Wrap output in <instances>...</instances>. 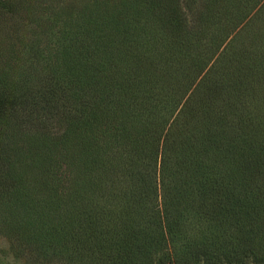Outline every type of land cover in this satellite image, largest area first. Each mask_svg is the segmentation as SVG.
<instances>
[{"label": "trees", "instance_id": "16d2710c", "mask_svg": "<svg viewBox=\"0 0 264 264\" xmlns=\"http://www.w3.org/2000/svg\"><path fill=\"white\" fill-rule=\"evenodd\" d=\"M227 1L122 0L98 18L1 8L57 28L34 61L13 50L0 68V131L47 82L63 130L0 139V230L56 264H264V48L220 32Z\"/></svg>", "mask_w": 264, "mask_h": 264}, {"label": "rangeland", "instance_id": "374dc122", "mask_svg": "<svg viewBox=\"0 0 264 264\" xmlns=\"http://www.w3.org/2000/svg\"><path fill=\"white\" fill-rule=\"evenodd\" d=\"M121 1L122 0H33L34 4L38 7L41 13V15H38L34 18H43L55 14V11L59 9L57 5L64 6L66 10L68 9V11H70V13H73V15L76 17H78L79 14V16H81L82 14H86L93 15L94 18H98L103 10H113L112 7H117V2ZM187 1L188 0H181L183 4L187 3ZM192 1L194 6H200V4L202 3V0ZM9 2H11V0H0V68L8 66L7 64L11 59V52L13 50H17L21 54V57L29 59V61H34V59L36 58L34 55V51H36V49L31 48V44L38 40L40 44L39 47L46 45L49 38L47 35H50L52 31L55 33L57 28V26L53 27L52 25L51 31H47L45 27V33L41 35L40 32L38 33L36 29H33L29 26V24L27 23L29 22L28 17L24 16L23 11L14 13V15L10 16L7 11L1 9L3 6H8ZM227 2V5L225 3L224 4L229 9V11L232 12V16L228 17L229 19L227 18V20L222 19L219 28L223 30H220V32L224 34L231 32L230 38H234L233 42L235 47L233 48H238V50L242 51L248 49L252 50L251 48H253L254 56L255 54L261 55L262 51L260 49L264 48V8L262 9L261 13H259L258 10L260 9V7L264 6V0H228ZM247 3L249 5H247ZM252 4H256L257 6L250 13V15L247 16L245 14V10L246 8L248 10L249 6ZM239 5H243L241 6V8L243 7V9H241V12L243 13L242 16L245 19L242 21V23L238 22L237 18L233 15V12H237L235 10ZM154 12L155 11H153L152 13ZM189 14L190 13L188 12V18L192 16ZM144 16H149V14L145 13L143 17ZM133 37L127 38L130 42L132 41L131 43L127 42L129 43L127 44V48H139V43L141 42L140 39L136 41V39ZM14 44L17 45V48L12 49ZM50 44H53V42H51ZM49 46L50 45H47V47ZM42 49L43 48H38V50ZM11 64L14 65L13 61ZM48 83L50 82H47L46 85ZM38 85L28 84V86L33 90H31L30 88L28 89V87L26 86V91H29V93L21 91L18 94L19 97L15 98L14 102L7 105L8 111L6 112V114H9H7L8 116L5 115L3 117L6 119L1 118L2 125L3 122H5V126L3 125V131H0V139H2L3 143H6V141H11L12 133L14 137L16 133H18L17 136H21L23 134H31L32 132L43 133V128H46V131L47 128H49V131L52 134L60 133L63 130L56 124L57 118H54V115L56 116L57 109H54L52 111L53 107H55L57 103L60 104L61 102L58 97L49 93V91L56 89L55 86L53 89V86L49 85L47 89V86L45 85V88L42 90L43 92L40 93L44 94V97L39 98L33 95V91ZM25 100L26 102L29 100L28 105H25L26 103L23 104ZM48 109L50 111H48ZM262 115H264V108ZM8 122L9 125L7 126L6 124ZM13 122L15 123L14 126ZM69 179V176H64V180L66 182L69 181ZM69 185L70 184H68V186ZM3 214L4 212L1 210L0 215L2 216ZM59 215L55 211L50 213V218L55 222L58 219ZM16 218L18 217L15 216V220ZM13 230H0V264H56L53 257L51 256L36 258V256L31 253L30 247L21 244V241L18 239V235H16L17 230ZM22 233L24 234V231H22Z\"/></svg>", "mask_w": 264, "mask_h": 264}]
</instances>
